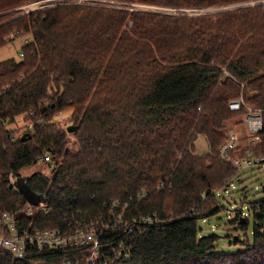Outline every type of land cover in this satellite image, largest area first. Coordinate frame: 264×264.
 <instances>
[{
  "label": "trees",
  "instance_id": "trees-1",
  "mask_svg": "<svg viewBox=\"0 0 264 264\" xmlns=\"http://www.w3.org/2000/svg\"><path fill=\"white\" fill-rule=\"evenodd\" d=\"M73 1L0 0V48L32 37L21 59L0 62V213L27 205L12 179L49 155V175L24 178L50 209L35 223L107 228L110 264H264V197L251 203L253 240H236L244 249L217 252L220 236L198 228L222 210L215 191L241 174L219 148L250 109L261 111L262 130L235 132L230 156L264 155V0ZM19 116L24 125L13 126ZM122 245L128 257L116 260ZM90 253L2 250L0 264H87Z\"/></svg>",
  "mask_w": 264,
  "mask_h": 264
},
{
  "label": "built area",
  "instance_id": "built-area-1",
  "mask_svg": "<svg viewBox=\"0 0 264 264\" xmlns=\"http://www.w3.org/2000/svg\"><path fill=\"white\" fill-rule=\"evenodd\" d=\"M97 2L107 5L114 4L111 0H74L77 4H94ZM156 12L162 11V8H156ZM241 103L239 100H233L230 103L231 110H240ZM249 132L258 134L263 127L262 113L258 110H249L245 116ZM238 134L230 131L228 139L219 148L220 157L224 161H231L243 174L246 169L259 166L264 170V155L255 156L254 152L243 158H235L230 156V152L236 148L238 143ZM259 136H255L250 140L251 143L257 141ZM45 161L51 162L49 155L45 157ZM240 174V175H241ZM238 176L239 180L242 176ZM235 181L215 191L217 195L228 193L230 186H234ZM264 188V187H263ZM127 207V204L124 205ZM256 212L260 211V204L256 203ZM50 211L47 202H41L38 205H27L19 211L18 214L0 213V251L5 250L11 253L15 258L27 259L33 252L44 250H60L68 247H88L91 249L90 257L87 259V264H110L108 258L103 257L102 249L104 247L102 234L104 230L98 224H90L79 226L71 232H64L60 229H43L35 223V216L38 214H48ZM254 212V211H253ZM241 218L244 217L242 213ZM255 214V213H254ZM263 215V214H262ZM235 218V219H236ZM118 219L122 222L123 215L119 214ZM142 222L154 223L159 222L152 218H144ZM161 223V222H160ZM139 223H136L128 228V232L132 233L138 228ZM133 227H135L133 229ZM264 230V228H263ZM115 259L118 260L123 255L127 259L128 254L125 253V246L122 245L115 252Z\"/></svg>",
  "mask_w": 264,
  "mask_h": 264
},
{
  "label": "rangeland",
  "instance_id": "rangeland-1",
  "mask_svg": "<svg viewBox=\"0 0 264 264\" xmlns=\"http://www.w3.org/2000/svg\"><path fill=\"white\" fill-rule=\"evenodd\" d=\"M114 2V1H113ZM116 3V2H114ZM31 36H21L13 39L11 42L0 48V62L6 59L14 58L21 59V52L28 40H31ZM67 118V115H65ZM65 118V119H66ZM244 120V124L235 127L233 130L240 134L247 133L248 126ZM60 125L66 126L67 122L62 116L57 120ZM68 123L67 125H69ZM23 126V117L19 116L16 123L13 126ZM72 125V124H70ZM22 134V138H23ZM71 138V137H70ZM75 141L74 138H71ZM196 153L202 154L209 150V145L206 137L200 135L196 143ZM74 148L77 147L73 145ZM52 164L48 161H40L34 166L24 168L20 174L23 178L30 177L32 174L41 172L49 175L51 173ZM245 182L243 184L235 181L234 186H230L228 193L219 195L220 204L222 210L218 215L198 220V228L201 235L215 234L220 236L216 246L217 252L232 253L240 249H244L241 243H236V240L246 241L253 240V232L255 228L254 212L251 209V203L261 200L264 197V170L255 166L250 169H246L243 172ZM16 179H12L13 183ZM238 213H242L248 220V229H238L232 220L236 218ZM241 221V219H239ZM246 222V221H245ZM244 222V223H245ZM240 223V222H239ZM243 223V224H244Z\"/></svg>",
  "mask_w": 264,
  "mask_h": 264
},
{
  "label": "water",
  "instance_id": "water-1",
  "mask_svg": "<svg viewBox=\"0 0 264 264\" xmlns=\"http://www.w3.org/2000/svg\"><path fill=\"white\" fill-rule=\"evenodd\" d=\"M68 132L72 133L75 130V126L71 125L68 127ZM25 134L23 135V139L25 138ZM13 186L17 189L18 192H20L26 201L31 205H38L41 202H46V197L42 194L35 193L28 185L26 180L23 177H18L13 183ZM264 191V188H263ZM245 217L241 218V221L239 224H243L245 222ZM264 234V230H263Z\"/></svg>",
  "mask_w": 264,
  "mask_h": 264
}]
</instances>
